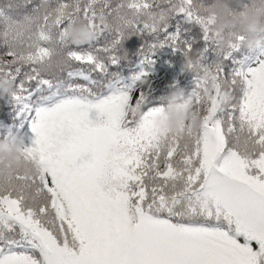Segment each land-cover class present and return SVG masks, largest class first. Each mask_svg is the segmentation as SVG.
Masks as SVG:
<instances>
[{
    "label": "snow or ice",
    "instance_id": "snow-or-ice-1",
    "mask_svg": "<svg viewBox=\"0 0 264 264\" xmlns=\"http://www.w3.org/2000/svg\"><path fill=\"white\" fill-rule=\"evenodd\" d=\"M31 2L0 6V78L13 83L7 98L35 137L24 151L42 169L0 183V264H264V46L237 59L243 37L217 45L203 0H40L12 15ZM239 9L264 13V0ZM81 18L95 41L112 40L71 45L68 27ZM186 24L198 40L185 39ZM131 35L153 39L125 83L109 69L126 59ZM54 45L70 48L66 61H54ZM165 47L194 75L195 132L161 137L152 118L163 106L144 110Z\"/></svg>",
    "mask_w": 264,
    "mask_h": 264
},
{
    "label": "clouds",
    "instance_id": "clouds-1",
    "mask_svg": "<svg viewBox=\"0 0 264 264\" xmlns=\"http://www.w3.org/2000/svg\"><path fill=\"white\" fill-rule=\"evenodd\" d=\"M245 0H213L204 14L211 16L209 30L218 33L215 43L224 47L230 39L243 37V49L252 52L264 46V13L257 11L238 12ZM179 7V5H178ZM68 40L73 46L91 45L98 37V30L91 27L87 20L78 19L68 27ZM196 77L210 82L211 73L193 69ZM14 90L12 81L0 78V100L6 99ZM215 89L209 83L208 93ZM163 110L153 116L154 127L161 137L172 134L195 132L202 125V113L194 96L185 95L182 89L171 92L163 101ZM139 114V110H137ZM22 137L8 135L0 140V183L14 181L17 174L32 178L40 174L42 164L38 155H26Z\"/></svg>",
    "mask_w": 264,
    "mask_h": 264
},
{
    "label": "trees",
    "instance_id": "trees-1",
    "mask_svg": "<svg viewBox=\"0 0 264 264\" xmlns=\"http://www.w3.org/2000/svg\"><path fill=\"white\" fill-rule=\"evenodd\" d=\"M12 2L14 4H23L24 0H0V6ZM121 2V0H120ZM160 2V0H157ZM206 6L211 5L213 0H203ZM40 0H32L27 7H21L17 11H14L12 15L20 16L26 13H30L34 7H38ZM242 9L237 8L236 11H241ZM200 30L197 26L186 24L185 25V39H199ZM112 33H104L97 41H94L91 46L85 45L86 48L103 47L105 44L109 43L113 38ZM161 38H163L161 36ZM151 36H138L131 35L127 37L122 42L121 54L126 53V59L121 61L119 67H110L109 71L111 73H119L125 83H130L131 77L141 71V56L140 50L145 44L152 42ZM57 49V53L54 56V61H66L67 52L70 48H60L59 45H54ZM5 49L0 48V57H2ZM248 52L242 49L240 52L236 53L237 59H243ZM3 59H8L7 57H2ZM154 65L150 69V86L144 85L145 91H147L148 99L145 107V111L149 108L162 107L164 106V99L171 94V92L176 89H182L185 95H189L195 88V78L193 73L184 70V58L181 53H174L171 48L165 47L156 51ZM216 59L214 53H208L207 63L211 64ZM229 67L231 63L226 62ZM67 66L71 68H78L81 65L68 61ZM27 70V69H24ZM61 78H66V71L61 73L58 70L55 73ZM93 77L99 79L96 73H93ZM22 78V77H21ZM51 78V77H50ZM110 78V77H109ZM77 83H86L82 80L75 81ZM139 89H137L138 93ZM137 93H133V104L137 98ZM90 118L95 120L96 113L90 114ZM21 121L17 116V107L11 103L8 98L0 100V140L4 139L8 130L3 129L5 125L12 128L11 132L13 134L19 135L24 140L25 147L32 146L34 140V134L30 130L29 124H24L20 127Z\"/></svg>",
    "mask_w": 264,
    "mask_h": 264
},
{
    "label": "rangeland",
    "instance_id": "rangeland-1",
    "mask_svg": "<svg viewBox=\"0 0 264 264\" xmlns=\"http://www.w3.org/2000/svg\"><path fill=\"white\" fill-rule=\"evenodd\" d=\"M111 2L113 5H116L117 3H120V0H111ZM3 129L8 130V131L12 130V128L8 125H5V127H3Z\"/></svg>",
    "mask_w": 264,
    "mask_h": 264
}]
</instances>
